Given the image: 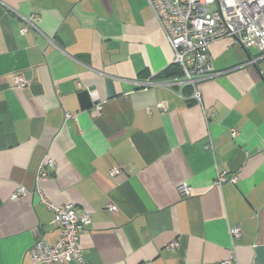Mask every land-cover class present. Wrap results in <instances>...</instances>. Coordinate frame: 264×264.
I'll return each instance as SVG.
<instances>
[{
    "label": "crops",
    "instance_id": "1",
    "mask_svg": "<svg viewBox=\"0 0 264 264\" xmlns=\"http://www.w3.org/2000/svg\"><path fill=\"white\" fill-rule=\"evenodd\" d=\"M32 14L41 33L22 35ZM210 57L203 109L170 84L183 73L167 77L180 66L146 0H0V264H33L29 248L58 239L36 193L46 155L44 197L91 215L82 264H264V56L224 38ZM223 172L238 182L214 187Z\"/></svg>",
    "mask_w": 264,
    "mask_h": 264
},
{
    "label": "built area",
    "instance_id": "2",
    "mask_svg": "<svg viewBox=\"0 0 264 264\" xmlns=\"http://www.w3.org/2000/svg\"><path fill=\"white\" fill-rule=\"evenodd\" d=\"M154 14L159 29L163 33L166 43L174 53V64L182 69V79L172 81V85L178 87H192L191 99L200 107H203L202 87L212 79L216 73L211 64L210 47L221 39L229 38L245 48L256 47L264 56V0H146ZM20 16L23 26L22 35L31 31L41 33L39 24L42 22L40 14ZM251 63H256L252 60ZM29 80L23 72L15 74V87L24 89L28 87ZM152 84L145 83V88ZM166 110L165 103L158 105ZM204 109V107H203ZM103 105L97 104L95 114L100 116ZM66 120L74 118L67 113ZM204 118L208 116L204 111ZM232 135H238L234 130ZM210 146L208 148H211ZM57 170L56 161L46 155L40 163L37 175L36 193L41 203L45 204L53 213V224L59 229V236L54 244H49L38 239L28 250V256L33 264H82L84 254L81 248V235L92 220L88 212L81 211L73 204L56 205L48 201L42 191L41 183L52 177ZM121 173V169L113 168L110 176L115 177ZM239 180L237 174L231 176L228 173H219L213 184L221 188L226 183L236 184ZM183 198L192 195L193 189L187 184L178 188ZM29 194V190L20 187L12 199H20ZM109 211L115 213L117 208L109 206ZM234 237L241 236V229H232ZM178 247L177 243L171 245L172 249ZM225 261L221 264H231ZM151 264V263H147Z\"/></svg>",
    "mask_w": 264,
    "mask_h": 264
},
{
    "label": "water",
    "instance_id": "3",
    "mask_svg": "<svg viewBox=\"0 0 264 264\" xmlns=\"http://www.w3.org/2000/svg\"><path fill=\"white\" fill-rule=\"evenodd\" d=\"M80 97L82 98V100L84 101L85 104H90V96L89 93L87 91H83L80 93Z\"/></svg>",
    "mask_w": 264,
    "mask_h": 264
},
{
    "label": "trees",
    "instance_id": "4",
    "mask_svg": "<svg viewBox=\"0 0 264 264\" xmlns=\"http://www.w3.org/2000/svg\"><path fill=\"white\" fill-rule=\"evenodd\" d=\"M174 69L175 70H173L169 75H167V77H175V76H180L182 74L180 67L177 66ZM169 72H170V70L167 73H169Z\"/></svg>",
    "mask_w": 264,
    "mask_h": 264
}]
</instances>
